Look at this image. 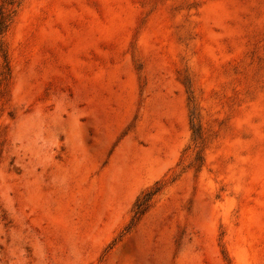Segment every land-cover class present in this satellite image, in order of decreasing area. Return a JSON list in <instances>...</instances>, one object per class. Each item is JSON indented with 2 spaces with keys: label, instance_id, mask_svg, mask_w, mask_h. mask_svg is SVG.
<instances>
[{
  "label": "rangeland",
  "instance_id": "obj_1",
  "mask_svg": "<svg viewBox=\"0 0 264 264\" xmlns=\"http://www.w3.org/2000/svg\"><path fill=\"white\" fill-rule=\"evenodd\" d=\"M0 264H264V0H0Z\"/></svg>",
  "mask_w": 264,
  "mask_h": 264
}]
</instances>
